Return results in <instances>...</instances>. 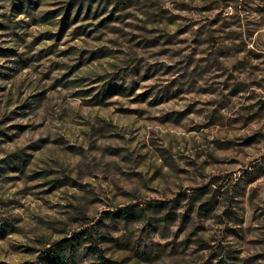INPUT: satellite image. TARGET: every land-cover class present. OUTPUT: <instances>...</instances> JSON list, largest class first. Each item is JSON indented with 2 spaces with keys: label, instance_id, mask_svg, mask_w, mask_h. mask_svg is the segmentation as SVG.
I'll return each instance as SVG.
<instances>
[{
  "label": "rangeland",
  "instance_id": "1",
  "mask_svg": "<svg viewBox=\"0 0 264 264\" xmlns=\"http://www.w3.org/2000/svg\"><path fill=\"white\" fill-rule=\"evenodd\" d=\"M101 256L264 264V0H0V264Z\"/></svg>",
  "mask_w": 264,
  "mask_h": 264
},
{
  "label": "trees",
  "instance_id": "2",
  "mask_svg": "<svg viewBox=\"0 0 264 264\" xmlns=\"http://www.w3.org/2000/svg\"><path fill=\"white\" fill-rule=\"evenodd\" d=\"M62 244L64 245V246H67V245H71L72 244V241H71V239H64L63 241H62ZM57 256V254L55 255V257ZM101 264H117L116 262H114V261H111V260H109V259H107L106 257H104V256H101Z\"/></svg>",
  "mask_w": 264,
  "mask_h": 264
}]
</instances>
